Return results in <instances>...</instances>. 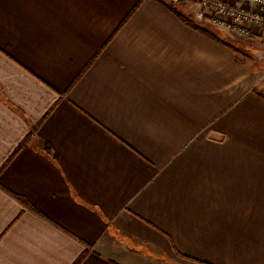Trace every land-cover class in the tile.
<instances>
[{
	"label": "crops",
	"instance_id": "0c3cea01",
	"mask_svg": "<svg viewBox=\"0 0 264 264\" xmlns=\"http://www.w3.org/2000/svg\"><path fill=\"white\" fill-rule=\"evenodd\" d=\"M191 5L0 0V264H264V92Z\"/></svg>",
	"mask_w": 264,
	"mask_h": 264
},
{
	"label": "built area",
	"instance_id": "2783aa9c",
	"mask_svg": "<svg viewBox=\"0 0 264 264\" xmlns=\"http://www.w3.org/2000/svg\"><path fill=\"white\" fill-rule=\"evenodd\" d=\"M196 4V18L207 20L217 29L264 39V0H197Z\"/></svg>",
	"mask_w": 264,
	"mask_h": 264
},
{
	"label": "rangeland",
	"instance_id": "374dc122",
	"mask_svg": "<svg viewBox=\"0 0 264 264\" xmlns=\"http://www.w3.org/2000/svg\"><path fill=\"white\" fill-rule=\"evenodd\" d=\"M192 3L195 6V10H198V5L196 4V2L192 1ZM196 4V5H195ZM191 10L192 12L194 11V6L191 5ZM197 7V8H196ZM196 13H194L195 15ZM207 14V11H206ZM196 17V16H195ZM209 23V22H208ZM202 27V26H201ZM206 28L208 30H212L215 31L216 33H220V29H217L216 27H214L212 24H207ZM224 31V30H222ZM227 32V31H225ZM229 33V32H227ZM232 34V33H230ZM235 37L238 38H242L243 40L240 39H236V38H230V37H225L227 40H230L232 42H234L236 44V47L239 48V55L243 57V60H245L247 63L254 65L255 69H256V77L260 80L261 82V89L264 92V54H260V53H256V52H250L249 50H246V47H249L253 50H257V51H261L262 53H264V40L260 41V44L257 45L256 42L254 41H249L248 39H246V37L243 36H239L237 34H232Z\"/></svg>",
	"mask_w": 264,
	"mask_h": 264
},
{
	"label": "trees",
	"instance_id": "16d2710c",
	"mask_svg": "<svg viewBox=\"0 0 264 264\" xmlns=\"http://www.w3.org/2000/svg\"><path fill=\"white\" fill-rule=\"evenodd\" d=\"M181 1V0H180ZM190 1H195V0H190ZM170 9L173 12H176V10L170 6ZM179 18L188 26L199 30L200 32L206 34L207 36L218 40L219 42L229 46L230 48L234 49V50H238L239 48L236 47V44L230 40H227L225 37H223L220 33H216L215 31L212 30H208L206 28H202L200 26V24L195 23L192 18L190 17L189 14H178ZM239 51V50H238ZM41 121H39L35 126H33L29 132V134H27L22 141L19 143V145L17 146V148L15 149V152H17L20 148H22L23 146H25L31 139L32 136L35 134L37 127L40 125Z\"/></svg>",
	"mask_w": 264,
	"mask_h": 264
},
{
	"label": "water",
	"instance_id": "95a60500",
	"mask_svg": "<svg viewBox=\"0 0 264 264\" xmlns=\"http://www.w3.org/2000/svg\"><path fill=\"white\" fill-rule=\"evenodd\" d=\"M246 50H249L250 52H256V53L264 54L261 51L253 50V49H251L249 47H246Z\"/></svg>",
	"mask_w": 264,
	"mask_h": 264
}]
</instances>
